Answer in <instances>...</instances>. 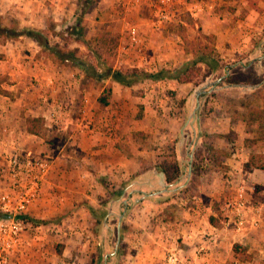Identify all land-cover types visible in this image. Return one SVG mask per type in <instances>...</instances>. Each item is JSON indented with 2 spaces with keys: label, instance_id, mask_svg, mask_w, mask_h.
Returning a JSON list of instances; mask_svg holds the SVG:
<instances>
[{
  "label": "crops",
  "instance_id": "obj_1",
  "mask_svg": "<svg viewBox=\"0 0 264 264\" xmlns=\"http://www.w3.org/2000/svg\"><path fill=\"white\" fill-rule=\"evenodd\" d=\"M74 1L0 0V16L12 13L14 18L18 19L19 30L26 27L43 31L47 28V17H52L61 24L71 25L76 15ZM119 1L108 0V3L115 4ZM122 1L123 11L118 12L120 19H117V26L115 25L116 30L121 32L119 40L123 43V48L127 46L124 50L126 56L121 58V63L131 67L142 66V59L145 56L142 47L138 45H145L148 39L141 37L139 44L133 46H138L136 50L130 46L125 36L127 27L135 26L138 32H142L143 24L140 23L141 14L138 11L132 14L127 10H135L133 5H140L148 0ZM114 13L117 11L114 10ZM220 26L210 32L215 36V49L220 57L233 60L238 54H247L249 45L243 44L246 35L243 36L241 33L239 36L235 35L236 27L231 29L229 26ZM61 27L62 25L59 28ZM107 28L111 29V27ZM245 29L246 26H243L238 30L241 32ZM247 30L253 33V29L247 28ZM235 38H238L239 42ZM221 40L225 41L226 47ZM263 43L264 41H261L256 45L253 63L240 66L238 65L240 59L235 67L227 71L230 83L223 85L221 80L218 86L206 91L200 97L202 100L199 102L197 114L195 98L192 96L189 98V102L192 99L194 102V107L188 115H192L195 131L200 132L201 128L205 129V132L202 130L203 135H198L194 147H201L205 135H213V141L211 139L203 141L206 144L203 149L202 171L198 177L197 193L185 199L165 201L160 197L167 191V185H173L176 179L170 183L165 181L160 165L152 161L151 147L138 149L129 146L133 143L131 142L133 138L141 137L142 133H145L146 117L137 119L135 117L137 111L141 109L148 111L150 108L151 111H156L159 105L158 94L164 87L154 88V85L160 82L159 85H162L163 80L168 79L144 80L142 83L147 82L148 84L145 85H150L151 89L145 87L144 91H139V94L132 92L134 85L124 87L108 79L103 80L101 82H104V85H110L111 97L108 105L99 106L96 97L101 89L93 86L92 79L86 76L83 68L70 61L63 63L53 54L43 53L33 39L24 35L15 40L0 42V171L6 174V160L12 155L43 154L50 161L49 169L40 181L38 197L26 210L28 219L52 221L62 213V210L77 207L82 211L78 209L76 213H81L86 218L90 217L91 224L101 219L109 225L117 215L120 203H124L125 200H120V197L123 198L125 193L114 199L107 197L101 200L99 197H105L108 188L113 187L112 189L116 190L118 187H124L121 188L122 192L140 191L142 194L143 199L134 200V208H139L137 211H141V214L142 211H146L149 215L154 213L160 217L163 216L162 212L165 209L168 216L165 227L162 226L163 230L158 231L153 238L155 244L138 242L136 252L130 258L127 257L125 264H166V253L174 254L180 261L179 264H217L215 262L219 255L217 251L229 240V235L232 245L243 246L250 232L264 227V209L251 201L252 196L249 192L255 185L256 188L259 187L257 185H261L260 189L264 191V172L244 167L249 156L253 154L258 155L264 162L262 155L264 154V123L261 124L264 122L262 116L264 100L257 98L258 101L255 103L241 104L227 102H229L228 98L234 95L237 99H245L253 92L263 89L264 51L261 56L256 54L259 53ZM154 57L153 59L158 60V56ZM49 81H52V84H49ZM169 82V85L176 90L175 95L183 97L184 93L180 94L179 91L187 84L179 85L174 80ZM229 85H258V87L249 89ZM140 86L139 83L137 89H142ZM262 94L264 95V92ZM223 96L228 97L227 100L222 101ZM53 102L59 104L61 108L59 113L63 117H59L58 124L52 126L49 118L55 111ZM205 106L207 109L203 111ZM27 117H39L43 120L44 137L26 133L25 118ZM86 122L92 125L90 131L83 129V124ZM155 123L152 119V125L159 127L158 117ZM157 131L158 129L155 132ZM229 134L231 139L227 137ZM188 141V137L184 134L183 139L180 141L178 138L177 145L174 143L172 149L174 159L178 161L179 175L182 155L188 156L190 153L184 150ZM231 142H235L234 149L228 145ZM220 165L223 168L219 167ZM159 173H162V183L166 184L165 188L160 185ZM180 186L182 185L175 187ZM155 187L159 189L156 192ZM240 187L245 190L247 207L256 208L258 214L252 218L250 214H245V220L251 219L257 223L255 226L246 225L243 231L236 232L231 226L224 225L222 205L220 210H216L214 204L215 201L221 200L223 204L225 200L233 198L235 191ZM3 190H5V182L0 181V191ZM88 192L91 194L88 195L89 197L85 196L87 200H82L80 196L87 195ZM225 195L229 197L224 198ZM173 203L175 205L171 206ZM148 204L152 206L153 211L148 208ZM129 205H124L122 217L125 216ZM209 216L216 218L220 226L209 225L207 221ZM142 219L144 220L143 217L141 221ZM142 225L144 224L140 223V227ZM37 229L38 227L34 232L38 231ZM45 236L47 234L33 238L29 233L22 235L10 257L9 264H57V256L54 254L49 256L44 248ZM67 254V249L64 248L61 256L65 257ZM106 255L105 253L103 257ZM61 264L66 263L62 261Z\"/></svg>",
  "mask_w": 264,
  "mask_h": 264
},
{
  "label": "rangeland",
  "instance_id": "obj_2",
  "mask_svg": "<svg viewBox=\"0 0 264 264\" xmlns=\"http://www.w3.org/2000/svg\"><path fill=\"white\" fill-rule=\"evenodd\" d=\"M183 1L184 3L176 9L174 15L171 16L170 21L161 23L160 27L157 28L152 26V20L155 19L154 15L156 11L155 4L153 5V0H148L140 5H133L135 10H127V12H131L132 14L134 11H138L141 14V17H139L141 19L140 23L143 24V26L142 32L139 31L138 33L140 38L142 37L148 39L145 41V45H138L139 47H142L143 56H145L142 59L143 65L138 67H131L121 63V58L126 56L124 55V50L127 46H124V50L121 49L123 47V43L119 40L121 32L116 30L115 27L117 26V19H120L118 12L123 11L122 0L115 4L108 3V0H75L76 15L71 25L61 24V22L52 19V17H47V28L43 31L26 27L20 28V30L27 29L39 31L40 33L38 34V37L40 41L46 44L50 50H64V48L66 50L77 49V52L73 53V56L83 62V69L86 76H89L90 79L91 72H101L102 59H96L90 52L91 48L86 49L81 44L75 43L74 40H87V38L94 36L98 32H109L117 35L118 37V43L114 49V56L111 62L113 68H136L139 71L148 73H153L158 70L173 72L194 59L192 55L184 53L180 39L169 31V28L171 26H175V24L185 26V34L189 39L196 36L197 31L212 34L210 32L212 30L214 31V28L216 29L220 25V27L229 26L231 29L236 27V31L234 33L235 35L239 36L240 33L243 34V36L246 35L245 38H243V44L246 43L249 45L247 54H238L232 60V58L220 57V54L216 51L218 66L216 70H211L210 66L198 64L202 69L201 76L195 84H187L180 89V94L184 93L183 97L175 95L176 90L172 87V85H169V81H171L169 79L167 81L163 80L164 84L162 85H159L161 82L154 85V88L157 86H160L161 88L164 87V89L159 91L158 94L157 101L159 105L154 112L151 111V108L148 111H143V109L137 111L135 115L137 119L143 116L146 117L144 121L146 124L145 133H142L143 135L141 137L136 136V138H133L131 142L135 143V145L132 143L129 147L138 149L151 147L150 151L153 152L152 161L157 163V165H160L162 162H167L166 157L168 158L171 154H173L172 149L174 147V143L177 145L179 129L186 116L194 107L193 99L189 102V98L191 96L193 97L194 90L207 82L214 81L220 76H224V79H221L223 80V85L230 83L227 74H225L224 71H228L235 67L240 59L241 61H239L238 64L240 66H246L249 62L253 63L252 58L254 56L253 53H255L256 50V45L259 42L264 41V0ZM252 4H254V6H252ZM114 10L117 11V13H114ZM17 22L18 19H15L12 13L0 16V23L2 26H6L8 28H19ZM55 25L58 27H55ZM61 25L62 27L59 28ZM200 26L202 27L200 28ZM243 26H246V29L243 31L241 30L240 32L238 29ZM107 27H111V29ZM247 28L253 29V33L248 31ZM235 39L239 42L238 38ZM221 41L222 43L225 42L223 40ZM226 46L227 44L225 47ZM137 47L132 48L136 50ZM263 51L264 43L262 44V48H260L259 53L256 54L261 56ZM42 52L47 55L51 54V51L47 50V48L42 50ZM133 55H135V52ZM157 56L159 61L153 59V57L156 58ZM142 82L143 81L134 84L135 88L132 90L134 94H139V91H144L145 87L149 90L151 89L150 85H145L148 84L147 82L145 84ZM93 83L95 87L99 84L104 85V82L101 81H96V83L92 82V84ZM139 83L141 84L140 87L142 89H137L136 86ZM218 84L215 85V87L218 86ZM263 92L264 88L256 91V93L253 92L252 95L247 96L245 99H237L236 95L229 98L223 96L222 101L227 100L228 98L229 102H226L229 104H241L243 102L255 103L258 101L256 100L257 98H262ZM200 97L201 96L198 98L199 100ZM152 100H154V98ZM206 109L207 106L203 108V111ZM262 116L264 118V113H262ZM156 117L159 118V127L155 126V124H157V122L155 123ZM152 119H154V125H152ZM157 129L158 131L155 132ZM195 130V124L192 120L191 122L189 121L188 125L183 129V133L189 139L184 148L187 153L191 150L196 134L203 135L205 132V129L202 128L200 129V132H196ZM227 137L231 139L230 134L227 135ZM145 139L149 141H144ZM168 139L170 141H168ZM210 139L213 141V135L204 137V141H208ZM171 140L176 142L173 143ZM234 144L235 142L228 143V145L230 147L232 146L233 149L235 146ZM198 148H200V146L194 147L192 150L191 161L187 155H182L183 161L181 164V174L178 178H176V182L173 185H167V191L163 193L162 197H160L162 200L169 201L170 199L176 198L185 199L197 193L196 189L197 186H199V180L197 177L192 178L191 173L189 177L186 178V171L188 163H192L193 154ZM262 155L264 157V154ZM162 157L163 159H161ZM219 167L223 168L221 165ZM223 177L227 176L223 175ZM180 184L182 186L178 188L175 187ZM257 186L259 187H253V189L249 191L252 196L251 201L259 204L261 208L264 209V191L260 189L262 188L261 185ZM184 187L186 189L185 191L182 190ZM112 188L113 187H111V189L108 188L105 197L99 198L101 200H104L107 197L114 199L117 198V195L119 196L121 193L122 195L125 193L124 196H122L123 198L120 197V200L125 201L124 203H120V209L117 211V215L113 218L109 225H107L105 221H101V219L100 221H96L91 224L90 217L86 218L81 213H76L77 210H81V208L73 207L71 209L62 210V213H60V215L52 221H32L35 227H38V231H35L36 234H34V229L30 231L29 234H31V238L39 235L41 237L47 234V236L44 237V248L47 250L49 256L53 254L57 256V264H61L62 261L66 264H125L128 258L136 252V245L138 242L141 241L142 243L155 244L153 242V238H155L154 236L158 233V231L163 230L165 223H167L166 221H168V216L165 209L162 212L163 216L160 217L154 213L149 215L146 211H142L141 214V211H137L139 208H134V200L143 199L140 191L127 193L125 191L122 192L121 188L124 187H118L116 190H113ZM154 190L156 192L159 189H156L155 187ZM143 192L149 193L154 191ZM90 194L91 192H88L87 195L83 194L80 198H82V200H87L86 198L89 197L88 195ZM226 197L228 198L229 196L225 195L224 198ZM125 204L130 205L127 207L125 216L122 217L118 223L117 216L124 215L123 211L125 210ZM174 205L175 203L171 206ZM214 205L216 210H220L222 200L215 201ZM148 206V208L153 211L152 206L149 204ZM72 213L75 215H72ZM142 217L144 218V220L142 219L143 221H141ZM140 223H143L144 225L140 227ZM117 224L118 244L115 245L117 240ZM105 229H107L106 233ZM247 236V241L243 246L246 248L247 253L250 256L248 261H241L240 259L242 258L240 255L235 256L231 252L232 239L229 235V240L219 247V250L217 251L219 255L215 259V262L217 264H264V227L250 232ZM177 245H179V243H177ZM64 248H66L68 252L65 257L61 256V252ZM151 249L153 250V248ZM57 250H60V254H57ZM105 253L107 255L103 257Z\"/></svg>",
  "mask_w": 264,
  "mask_h": 264
},
{
  "label": "trees",
  "instance_id": "obj_3",
  "mask_svg": "<svg viewBox=\"0 0 264 264\" xmlns=\"http://www.w3.org/2000/svg\"><path fill=\"white\" fill-rule=\"evenodd\" d=\"M252 6H254V4H252ZM185 30V26L181 24H175V26H171L169 28V31L174 36L180 39L184 53L192 55L194 59L173 72H169L167 70H158L153 73H148L144 71H139L136 68H113L111 62L114 56V49L116 48L118 43V37L117 35L111 34L109 32H98L94 36L87 38V40H74V42L77 44H81L86 49L91 48V54H93L96 59H102L101 72H91V79L95 83L96 81H103L108 79L121 86L130 87L144 80L160 81L163 79H169L174 80L179 85L195 84L196 81L200 78L202 71L201 67L198 64L210 66L211 70H216V68L218 67L216 60L217 54L215 50V37L212 34H206L197 31L196 36L189 39L185 34ZM39 33V31L34 30H19L17 27L8 28L6 26H2L0 23L1 42L5 40H15L17 39V37L24 35L33 39L41 47L42 50H45V48H47V50L51 51V54L55 55L57 59L62 60L63 63H67L70 61L74 65L83 68V62L73 56V53L77 52V49L66 50L64 48V50H50L48 46H46V44L40 41L38 37ZM93 86L95 87L94 83ZM95 88L101 89L100 94L96 97V103L99 106L108 105L111 97L110 85L99 84ZM262 99L264 100L263 94ZM263 123L264 122H262L261 124ZM261 128H263V126H261ZM25 131L30 135L44 137L45 130L43 128V120L39 117L25 118ZM204 137L207 136H203V141ZM203 141H201V147L196 149L193 154V161L191 163L192 178H198L202 171L201 161L204 156L203 149L205 147ZM244 167L258 169L264 172V162L256 154L249 156L247 162L244 164ZM159 168L163 170V173L165 175V181L168 183L175 180L179 175V167L177 165L176 160L174 159L173 154H171V156L167 158V162H162ZM182 190L185 191V187ZM3 217L4 216L0 214V218ZM207 221L209 225L213 227L220 226L218 220L212 216H209L207 218ZM231 251L235 256L240 255L242 258L240 259L241 261H248L250 258L246 249L241 245L233 244L231 246ZM56 252L57 254H60V250H57Z\"/></svg>",
  "mask_w": 264,
  "mask_h": 264
},
{
  "label": "built area",
  "instance_id": "obj_4",
  "mask_svg": "<svg viewBox=\"0 0 264 264\" xmlns=\"http://www.w3.org/2000/svg\"><path fill=\"white\" fill-rule=\"evenodd\" d=\"M155 4V19L152 20L154 28L161 23L169 22L176 9L181 6L183 0H153ZM126 39L130 46H136L140 42V35L135 26L128 27ZM124 50V48H121ZM52 84V81H49ZM54 114H50L51 125H57L61 110L59 104L53 102ZM83 129L90 131V122L83 124ZM6 174L0 171V181L5 182V190L0 191V264H9L10 257L16 250L22 235L35 229V225L26 216V210L38 197L40 181L49 169V158L46 155L17 154L7 158ZM224 225L231 226L236 232L243 231L246 225H256L255 220H245L244 215L250 214V218L258 214L254 207L246 205L245 190L238 188L233 198L227 199L222 204ZM166 264H179L180 261L172 253L165 256Z\"/></svg>",
  "mask_w": 264,
  "mask_h": 264
},
{
  "label": "water",
  "instance_id": "obj_5",
  "mask_svg": "<svg viewBox=\"0 0 264 264\" xmlns=\"http://www.w3.org/2000/svg\"><path fill=\"white\" fill-rule=\"evenodd\" d=\"M263 59H264V55H263ZM224 73L226 74L227 71H224ZM224 76H220L218 77L217 79H215L214 81L212 82H207L201 86H199L198 88H196L193 92V97L195 98V101H196V105H195V110H196V114L198 112V109H199V102L202 100H199V96H203V94L206 92V91H210L212 89H214L215 85H217L221 79L223 78ZM229 86H237V87H242V88H249V89H254L256 87H258V85H229ZM192 118V115H188L185 120L183 121L180 129H179V140L181 141L184 137V133H183V129L188 125L189 121L191 120ZM197 139H198V135L195 136L194 138V142H193V145H192V148H191V151L190 153L188 154L189 158L191 159V155H192V150L194 149V146L197 142ZM191 161V160H190ZM190 170H191V162L188 163L187 165V172H186V178L189 177L190 175ZM159 178H160V185L163 186V188L166 187V184H163L162 183V173H159L158 174ZM122 218V215H118L117 216V220H118V223L119 221L121 220ZM104 224V223H103ZM118 244V224H117V240H116V243L115 245Z\"/></svg>",
  "mask_w": 264,
  "mask_h": 264
}]
</instances>
